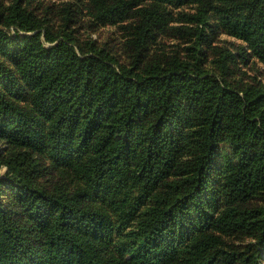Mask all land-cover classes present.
I'll list each match as a JSON object with an SVG mask.
<instances>
[{
	"label": "trees",
	"instance_id": "trees-1",
	"mask_svg": "<svg viewBox=\"0 0 264 264\" xmlns=\"http://www.w3.org/2000/svg\"><path fill=\"white\" fill-rule=\"evenodd\" d=\"M36 1L0 0V264H263L264 0H83L123 59Z\"/></svg>",
	"mask_w": 264,
	"mask_h": 264
},
{
	"label": "rangeland",
	"instance_id": "rangeland-1",
	"mask_svg": "<svg viewBox=\"0 0 264 264\" xmlns=\"http://www.w3.org/2000/svg\"><path fill=\"white\" fill-rule=\"evenodd\" d=\"M1 1L8 3V0ZM82 2L83 0H37L35 3H31L30 7L39 15L48 17L45 21L48 24V29L53 34L60 35L66 31L68 35H77L80 41L92 39L105 48H109L117 58L123 59L122 52H120L122 46L120 39L124 35L123 30L117 25H100L91 22L85 12L75 10ZM11 30H14L13 27H11ZM222 37L230 39L226 35ZM172 42L173 40L170 38L165 39L167 45ZM252 68L249 69V72L256 74L264 81V65L257 63Z\"/></svg>",
	"mask_w": 264,
	"mask_h": 264
}]
</instances>
